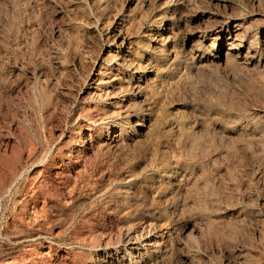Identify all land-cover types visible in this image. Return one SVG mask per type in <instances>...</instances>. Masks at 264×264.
Wrapping results in <instances>:
<instances>
[{
  "label": "rangeland",
  "instance_id": "obj_1",
  "mask_svg": "<svg viewBox=\"0 0 264 264\" xmlns=\"http://www.w3.org/2000/svg\"><path fill=\"white\" fill-rule=\"evenodd\" d=\"M0 109L1 264H264V0H0Z\"/></svg>",
  "mask_w": 264,
  "mask_h": 264
},
{
  "label": "bare ground",
  "instance_id": "obj_2",
  "mask_svg": "<svg viewBox=\"0 0 264 264\" xmlns=\"http://www.w3.org/2000/svg\"><path fill=\"white\" fill-rule=\"evenodd\" d=\"M227 1V0H226ZM238 19V18H237ZM163 20V19H162ZM184 22V21H183ZM233 22V21H232ZM225 24V23H224ZM212 26V25H211ZM235 26V25H234ZM237 28V27H236ZM233 31V35L234 36H236V34H237V29H235V30H232ZM241 31V30H240ZM221 31L220 30H218L217 31V33H220ZM229 32V31H228ZM239 33V32H238ZM231 34V33H230ZM242 34H243V32H242ZM210 36V35H209ZM246 36V35H245ZM247 37V36H246ZM245 37V38H246ZM250 39V38H249ZM232 40H233V42H231V43H228V42H226V44H225V46H223V47H221V48H223V49H225L224 50V53H223V56L226 58V57H229V56H233V55H235V56H237V57H240L239 55H240V53L238 52V50H239V46H240V43H238V42H236V39L235 38H232ZM158 42V41H157ZM230 42V41H229ZM234 42H236V43H234ZM122 43V42H121ZM159 43V42H158ZM244 43V42H243ZM258 43V42H257ZM257 45V44H256ZM247 46V45H246ZM245 46V47H246ZM217 47V46H216ZM242 57L244 58V59H251L253 56H252V54H251V52H252V47L251 46H247V48H244V50H242ZM255 52V51H254ZM256 55H258V54H256ZM254 58V57H253ZM252 58V59H253ZM262 59V58H261ZM237 60V59H236ZM255 60V59H254ZM97 62V61H96ZM240 62V61H239ZM246 63V62H245ZM95 64V63H94ZM242 64V63H241ZM251 64V63H250ZM105 66V65H104ZM91 67V66H90ZM90 69V68H89ZM125 69V68H124ZM102 70V69H101ZM104 70V69H103ZM122 71V70H121ZM90 73V72H89ZM93 74V73H92ZM89 75V74H88ZM94 75V74H93ZM89 80V79H88ZM114 80V79H113ZM38 81V80H37ZM84 81H86V80H84ZM21 83H23V81L21 82ZM85 83V82H84ZM95 84V83H94ZM22 85V84H21ZM30 86H32V85H30ZM24 87V86H23ZM28 88H29V86H27ZM27 88V89H28ZM31 88H33V87H31ZM101 88V87H100ZM35 89V88H34ZM23 91V90H22ZM27 91V90H26ZM111 91V90H110ZM18 92V91H17ZM22 94V93H21ZM35 95V94H34ZM36 99V98H35ZM64 109V108H63ZM62 109V110H63ZM61 110V111H62ZM0 111H1V109H0ZM60 111V112H61ZM243 113V112H242ZM2 114V113H1ZM3 114H4V112H3ZM248 114V113H247ZM246 115V114H245ZM1 116V115H0ZM3 116V115H2ZM211 117V116H210ZM4 118V117H3ZM9 118V117H8ZM79 118H82V117H79ZM4 120V119H3ZM8 120V119H7ZM12 120V119H11ZM87 121V120H86ZM97 121V120H96ZM103 123V122H102ZM9 125V124H8ZM14 125V124H13ZM85 125V124H84ZM97 125H98V123H97ZM237 125V124H236ZM261 125V124H260ZM264 125V124H263ZM10 126V125H9ZM82 126V125H81ZM93 126V125H92ZM239 126V125H238ZM98 127V126H97ZM252 127V126H251ZM92 128V127H91ZM108 128V127H107ZM227 129V128H226ZM89 130V129H88ZM251 130V129H250ZM237 131V130H236ZM242 131V130H241ZM244 131V130H243ZM249 131V130H248ZM252 131V130H251ZM177 132V131H176ZM236 134V133H235ZM87 135V134H86ZM89 135V134H88ZM255 135V134H254ZM81 137V136H80ZM90 138V137H89ZM60 139V138H59ZM263 140H264V138H263ZM89 142V141H88ZM229 143V142H228ZM197 148V147H196ZM258 150V149H257ZM82 151V150H81ZM2 152V151H1ZM88 155V154H87ZM76 158V157H75ZM30 159V158H29ZM258 159V158H257ZM40 161V160H39ZM33 164V163H32ZM36 164V163H35ZM40 164V163H39ZM42 164V163H41ZM31 165V164H30ZM43 165V164H42ZM41 165V166H42ZM35 166V165H34ZM30 167V166H29ZM44 167V166H43ZM48 167V166H47ZM46 167V168H47ZM39 172H40V170H39ZM38 173V172H37ZM34 174V173H33ZM58 175V174H57ZM186 176V175H185ZM62 178V177H61ZM179 180V179H178ZM50 181V180H49ZM64 181V180H63ZM63 181H61V182H63ZM180 182V181H179ZM59 183V182H58ZM66 184V183H65ZM11 186V185H10ZM34 187V186H33ZM37 189V188H36ZM9 190V189H8ZM34 190V189H33ZM10 191V190H9ZM38 191V190H37ZM5 192V191H4ZM37 193H39V192H37ZM33 194H34V192H33ZM41 195V194H40ZM1 196V195H0ZM24 196V195H23ZM25 197H26V195H25ZM24 197V198H25ZM34 198V197H33ZM46 198V197H45ZM44 198V199H45ZM63 198V197H62ZM26 199V198H25ZM31 199V198H30ZM40 199V198H39ZM33 200V199H32ZM46 200V199H45ZM27 201V200H26ZM29 205V204H28ZM33 205V204H32ZM31 207V206H30ZM40 207V206H39ZM32 211L34 210V209H31ZM39 210V209H38ZM31 211V212H32ZM26 212V211H25ZM40 212V211H39ZM38 214V213H37ZM33 216V215H32ZM24 218H25V216H24ZM30 218V217H29ZM28 219V218H27ZM31 219V218H30ZM29 219V220H30ZM35 219H36V217H35ZM16 221V220H15ZM25 222V221H24ZM28 222V221H27ZM31 223V222H30ZM26 225V224H25ZM33 226V225H32ZM34 228V227H33ZM34 235V234H33ZM32 235V236H33ZM40 235H42V234H40ZM31 236V235H30ZM37 237V236H36ZM41 237V236H40ZM127 237V236H126ZM39 238V237H38ZM37 238V239H38ZM47 238V237H46ZM45 238V239H46ZM131 238V237H130ZM36 239V238H35ZM41 239V238H40ZM20 240V239H19ZM19 240H18V242H19ZM23 240H25V239H23ZM26 240H27V238H26ZM9 241V240H8ZM22 241V240H21ZM20 241V243H22ZM27 241H29V240H27ZM27 241H26V243H27ZM33 241V240H32ZM133 241V240H132ZM11 242V241H10ZM42 242V241H41ZM137 242V241H136ZM135 242V243H136ZM6 243V242H5ZM25 244V243H24ZM28 244V243H27ZM27 244H25V245H27ZM11 245V244H10ZM16 245H17V243H16ZM45 245V244H44ZM132 245V244H131ZM13 246V245H12ZM117 246V245H116ZM143 246V245H142ZM70 247V246H69ZM125 247V246H124ZM155 247V246H154ZM31 248V247H30ZM52 248V247H51ZM116 248V247H115ZM143 248V247H142ZM145 249V248H144ZM150 249V248H149ZM106 250V249H105ZM120 252V251H119ZM122 253V252H121ZM125 253V252H124ZM127 253V252H126ZM12 254V253H11ZM147 254V253H146ZM122 257V256H121ZM126 257V256H125ZM124 257V258H125ZM3 261H5V260H3ZM129 261V260H128ZM10 262V261H9ZM132 262V261H131ZM5 263V262H4ZM3 263V264H4ZM1 264V263H0ZM6 264V263H5ZM114 264V263H113Z\"/></svg>",
  "mask_w": 264,
  "mask_h": 264
}]
</instances>
